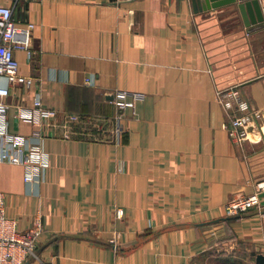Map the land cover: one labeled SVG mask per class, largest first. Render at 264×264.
I'll use <instances>...</instances> for the list:
<instances>
[{
	"label": "crops",
	"instance_id": "0c3cea01",
	"mask_svg": "<svg viewBox=\"0 0 264 264\" xmlns=\"http://www.w3.org/2000/svg\"><path fill=\"white\" fill-rule=\"evenodd\" d=\"M216 1L0 0L34 23L31 52L13 51L31 81L0 76L9 129L49 154L39 182L0 162L6 214L40 226L23 264H264V188L260 204L226 210L264 180V19ZM118 89L141 95L120 109ZM231 89L258 109L260 140L228 134L245 112L220 102ZM35 94L57 110L47 122L16 115Z\"/></svg>",
	"mask_w": 264,
	"mask_h": 264
},
{
	"label": "built area",
	"instance_id": "2783aa9c",
	"mask_svg": "<svg viewBox=\"0 0 264 264\" xmlns=\"http://www.w3.org/2000/svg\"><path fill=\"white\" fill-rule=\"evenodd\" d=\"M34 23L27 21L19 23L12 14V7L6 3H0V76H4L8 82H27L31 78L18 72V61L13 51L16 48L30 50V32ZM10 94V86L0 83V162L22 164L26 170L24 180L39 182L44 179L46 169L49 166V154L41 142H29L25 134L11 131L7 121V110L10 106L6 96ZM128 92L118 89L116 104L120 109L131 106L134 100L141 95L140 92H132L127 98ZM220 102L233 111L243 110V113H233L224 122L228 134L238 143L244 140H260L262 134L255 126V117L259 115L258 109L251 107L245 100L239 98L235 89L218 93ZM55 108L45 106L41 97L35 94L29 105H18L16 115L23 120L35 123L47 122L56 116ZM77 114H68L63 122V136L70 134V121L77 119ZM116 133L121 132V125L117 122ZM38 133V131H36ZM255 133H258L257 136ZM264 188V180L257 183V189L247 195L232 197L226 203L228 214H237L246 211L254 205L260 204L259 190ZM123 209L118 207L116 214L121 216ZM264 214V210H263ZM40 226L37 224L25 231H20L16 219L5 212L4 193L0 190V264H23L27 257L34 253ZM114 239L112 238L111 241Z\"/></svg>",
	"mask_w": 264,
	"mask_h": 264
},
{
	"label": "water",
	"instance_id": "95a60500",
	"mask_svg": "<svg viewBox=\"0 0 264 264\" xmlns=\"http://www.w3.org/2000/svg\"><path fill=\"white\" fill-rule=\"evenodd\" d=\"M224 1L227 0H217L216 2H212L210 5L219 4ZM238 6L246 23L256 22L264 19L258 0H243L242 2H239ZM256 262L264 263L263 253H258L256 255Z\"/></svg>",
	"mask_w": 264,
	"mask_h": 264
},
{
	"label": "rangeland",
	"instance_id": "374dc122",
	"mask_svg": "<svg viewBox=\"0 0 264 264\" xmlns=\"http://www.w3.org/2000/svg\"><path fill=\"white\" fill-rule=\"evenodd\" d=\"M243 100V99H242ZM233 111V110H232Z\"/></svg>",
	"mask_w": 264,
	"mask_h": 264
}]
</instances>
